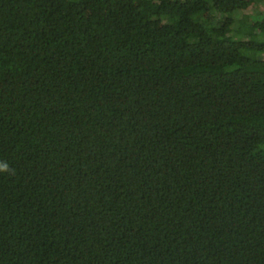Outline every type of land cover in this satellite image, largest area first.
I'll list each match as a JSON object with an SVG mask.
<instances>
[{
	"label": "trees",
	"instance_id": "16d2710c",
	"mask_svg": "<svg viewBox=\"0 0 264 264\" xmlns=\"http://www.w3.org/2000/svg\"><path fill=\"white\" fill-rule=\"evenodd\" d=\"M257 1L0 0V264H264Z\"/></svg>",
	"mask_w": 264,
	"mask_h": 264
},
{
	"label": "rangeland",
	"instance_id": "374dc122",
	"mask_svg": "<svg viewBox=\"0 0 264 264\" xmlns=\"http://www.w3.org/2000/svg\"><path fill=\"white\" fill-rule=\"evenodd\" d=\"M253 16H259L260 14L264 13V1H257L249 11Z\"/></svg>",
	"mask_w": 264,
	"mask_h": 264
},
{
	"label": "clouds",
	"instance_id": "9594fccd",
	"mask_svg": "<svg viewBox=\"0 0 264 264\" xmlns=\"http://www.w3.org/2000/svg\"><path fill=\"white\" fill-rule=\"evenodd\" d=\"M4 171H7V169H3Z\"/></svg>",
	"mask_w": 264,
	"mask_h": 264
}]
</instances>
